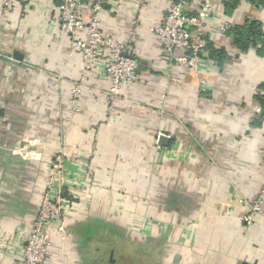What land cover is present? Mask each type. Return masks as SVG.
Instances as JSON below:
<instances>
[{
    "label": "crops",
    "instance_id": "obj_1",
    "mask_svg": "<svg viewBox=\"0 0 264 264\" xmlns=\"http://www.w3.org/2000/svg\"><path fill=\"white\" fill-rule=\"evenodd\" d=\"M106 1L101 30L129 41L137 66L116 103L101 65L84 77L58 0H0V264L21 263L55 154L68 197L45 264H88L96 232L125 231L138 215L167 235L162 264H264V218L246 219L263 186L264 0H211L199 74L152 35L171 0Z\"/></svg>",
    "mask_w": 264,
    "mask_h": 264
},
{
    "label": "built area",
    "instance_id": "obj_2",
    "mask_svg": "<svg viewBox=\"0 0 264 264\" xmlns=\"http://www.w3.org/2000/svg\"><path fill=\"white\" fill-rule=\"evenodd\" d=\"M59 30L71 39V49L80 57L83 74L86 76L101 65L108 89L106 96L116 103L122 95V87L134 83L136 79V61L131 56L129 41H118L101 30L102 16L106 0H58ZM148 0H136L134 7L142 10ZM189 0H171L170 8L160 25L151 28L152 35L160 50L175 66L186 71L200 73V58L207 48L205 23L213 13L211 0H202L195 13L188 9ZM264 10V2L261 4ZM230 25L220 27L226 33ZM257 114L264 113L259 107ZM25 147L15 149V154L26 153ZM31 155V153H30ZM33 155V154H32ZM261 155L264 164V135ZM63 161L57 157L51 167V173L45 181V189L38 204L31 233L22 246L20 264H45L48 247L55 233L64 239V213L66 201L62 197L65 187ZM247 221L254 216L264 218V169L263 186L255 200L247 205Z\"/></svg>",
    "mask_w": 264,
    "mask_h": 264
},
{
    "label": "rangeland",
    "instance_id": "obj_3",
    "mask_svg": "<svg viewBox=\"0 0 264 264\" xmlns=\"http://www.w3.org/2000/svg\"><path fill=\"white\" fill-rule=\"evenodd\" d=\"M12 154L23 159L32 157H30L29 151L23 153V155ZM35 155L38 154L35 153ZM57 157L64 159L62 155L55 154L53 158H50L51 167ZM49 165L50 162L47 163V166ZM47 172L50 175L51 168L49 171L47 167L45 173ZM140 201L137 200L134 203L139 204ZM128 203L134 206V203ZM157 218L159 219V217L154 216V220ZM137 220V226H128L125 231H115L114 233L96 232L94 237L97 238L98 245L90 249L87 256L88 264H162V260L168 257V249L164 246L167 242V235L163 234L159 227H155L154 230H148L146 226L147 217L145 215H138ZM171 237L172 241L177 240L178 233H171ZM172 250L169 255L171 260L175 254Z\"/></svg>",
    "mask_w": 264,
    "mask_h": 264
},
{
    "label": "water",
    "instance_id": "obj_4",
    "mask_svg": "<svg viewBox=\"0 0 264 264\" xmlns=\"http://www.w3.org/2000/svg\"><path fill=\"white\" fill-rule=\"evenodd\" d=\"M14 58L17 59V60H19L20 59V56L17 55V54H15L14 55ZM167 142H168V139L165 136H159V138H158V145L160 147L167 145Z\"/></svg>",
    "mask_w": 264,
    "mask_h": 264
},
{
    "label": "trees",
    "instance_id": "obj_5",
    "mask_svg": "<svg viewBox=\"0 0 264 264\" xmlns=\"http://www.w3.org/2000/svg\"><path fill=\"white\" fill-rule=\"evenodd\" d=\"M263 2V1H262ZM62 195H63V198L65 197H68V195L66 194V191H65V189L63 188V192H62Z\"/></svg>",
    "mask_w": 264,
    "mask_h": 264
}]
</instances>
